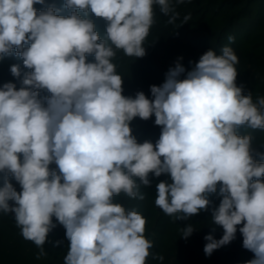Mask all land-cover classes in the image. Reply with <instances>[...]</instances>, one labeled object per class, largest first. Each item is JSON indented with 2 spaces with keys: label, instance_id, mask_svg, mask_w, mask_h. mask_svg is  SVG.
<instances>
[{
  "label": "clouds",
  "instance_id": "9594fccd",
  "mask_svg": "<svg viewBox=\"0 0 264 264\" xmlns=\"http://www.w3.org/2000/svg\"><path fill=\"white\" fill-rule=\"evenodd\" d=\"M37 4L45 0H0V58L19 56L31 70L19 90L12 82L0 88V211L13 214L22 237L44 254L55 217L70 241L64 264H146L153 247L146 218L113 198L143 200L149 175L164 174L169 180L156 185L155 205L176 219L207 211L205 194L220 184L212 220L223 235L205 236L206 256L239 231L252 253L245 264H264V162L253 157L252 135L237 133L241 126L264 130V97L253 101L237 86L233 49L208 50L183 79L177 62L160 86H150L152 99L142 91L126 97L113 63L117 51L143 57L153 6L168 23L178 18L170 0H65L67 16ZM89 10L107 22L106 39ZM10 72L21 78L19 65ZM153 115L162 128L158 141L138 143L131 122ZM194 230L188 224L182 237ZM153 259L162 264L164 257Z\"/></svg>",
  "mask_w": 264,
  "mask_h": 264
},
{
  "label": "trees",
  "instance_id": "16d2710c",
  "mask_svg": "<svg viewBox=\"0 0 264 264\" xmlns=\"http://www.w3.org/2000/svg\"><path fill=\"white\" fill-rule=\"evenodd\" d=\"M170 2L179 14L178 18L174 23H168L169 16L162 14L159 6H153L154 23L143 45L146 52L143 57H128L123 50L117 51L113 63L116 64L117 74L123 78L122 94L134 98L137 92L142 91L147 98L152 99L150 86H160L166 79V73L177 62L186 70L180 77L183 79L187 71L208 50L212 49L220 55L222 48L228 46L239 60L236 65L237 86L243 87L244 95L251 93L253 101L264 97V0ZM64 4L65 0H45V5L37 4L34 7L41 11L47 6H53L59 10V15L67 16L72 10L66 9ZM185 16H190V19L183 23ZM87 18L94 22L101 39H106L107 22L95 17L90 10ZM229 37L234 38L231 43ZM29 46L30 42L25 48ZM86 59L87 62H94V56L88 55ZM12 65L20 66L21 78L11 74ZM30 71L24 67L19 56H3L0 58V88L5 83L12 82L19 90L23 74ZM40 94L41 97L50 95L46 90H41ZM130 127L138 143L149 141L155 145L162 131L161 126L155 125L154 115L148 120L134 118ZM237 133L252 135L253 157L258 162H264V130L241 126ZM50 168L55 169L56 165L53 163ZM3 178L4 173H0V187L3 186ZM9 179L17 191H20L19 184L11 177ZM149 179L150 186L140 187L143 200L129 198L124 193L113 198V202L121 204L126 212L134 210L146 218L145 237L153 244L146 264H161L153 259L154 255L164 257L162 264H245V261L252 258V253L242 247L243 238L239 231L230 244L215 250L211 256L205 255V236L211 234L219 240L223 235L222 227L215 225L212 220V210L219 206L222 199L219 195V183L216 193L205 194L210 201L207 211L202 210L186 219H176L175 216L166 215L155 205L156 185L169 180V177L162 174L157 178L150 174ZM261 179L264 181V177ZM176 215L183 216L182 213ZM53 223L56 227L48 234L43 245L44 254H41V250L33 242L22 237L13 214L0 211V264H64L70 241L66 238L65 228L55 217ZM188 224L193 225L195 230L185 239L182 237V230Z\"/></svg>",
  "mask_w": 264,
  "mask_h": 264
}]
</instances>
